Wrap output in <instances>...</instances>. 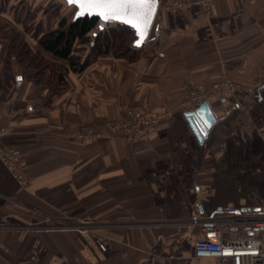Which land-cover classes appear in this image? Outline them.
Returning <instances> with one entry per match:
<instances>
[{"label":"crops","instance_id":"obj_1","mask_svg":"<svg viewBox=\"0 0 264 264\" xmlns=\"http://www.w3.org/2000/svg\"><path fill=\"white\" fill-rule=\"evenodd\" d=\"M64 1L0 0V20L68 66L23 26L29 10L42 31L72 20L76 6ZM262 24L264 0H215L210 13L198 4L158 10L136 60L101 54L62 82L52 69L34 77L14 63L8 84L0 41V146L21 150L29 177L21 188L0 159V264H218L195 256L191 218L226 205L264 208V80L252 108L238 102L221 115L209 102L216 120L201 142L176 109L187 86L253 80L263 69ZM131 108L174 115L149 142H123L110 125ZM78 132L99 137L81 142ZM92 219L102 228H78Z\"/></svg>","mask_w":264,"mask_h":264},{"label":"built area","instance_id":"obj_2","mask_svg":"<svg viewBox=\"0 0 264 264\" xmlns=\"http://www.w3.org/2000/svg\"><path fill=\"white\" fill-rule=\"evenodd\" d=\"M215 0H169L160 1L159 9L179 13L189 11L199 4L205 13H210ZM163 4V5H162ZM195 94L190 92V96ZM189 94L185 95L187 101ZM203 94L193 106L185 111H193L203 101ZM167 114H153L140 109H128L111 121V129L125 142L149 140L158 133L161 121ZM1 132V130H0ZM74 137L86 142L97 134L78 132ZM19 149L0 146V159L16 179L21 188L29 184L26 174V158ZM191 224L200 228L194 243V254L199 258H214L218 264H264V208H237L226 205L208 216H194Z\"/></svg>","mask_w":264,"mask_h":264},{"label":"trees","instance_id":"obj_3","mask_svg":"<svg viewBox=\"0 0 264 264\" xmlns=\"http://www.w3.org/2000/svg\"><path fill=\"white\" fill-rule=\"evenodd\" d=\"M28 15L24 19V22L29 24L25 31L33 30L32 33L40 47L56 57L67 60L69 65H60L48 60L41 50H34L29 45L24 34L17 33L8 23L0 20V41L8 42L4 60V78L8 84L14 82L16 78L14 63H19L24 68L34 69V77L40 76L46 69H52L57 80L62 82L69 70L82 71L101 54L113 53L117 57L130 61L139 57L141 47H136L132 43L135 40V32L125 24L115 23L100 30L92 42V32L98 26L97 16H85L70 21L64 18L59 21L57 28L42 31L41 23L36 21L37 11ZM32 24L35 26L33 29L30 26ZM115 41H118L119 45L116 51H113ZM85 43H91L92 54L88 57L79 54L81 49L79 45Z\"/></svg>","mask_w":264,"mask_h":264},{"label":"rangeland","instance_id":"obj_4","mask_svg":"<svg viewBox=\"0 0 264 264\" xmlns=\"http://www.w3.org/2000/svg\"><path fill=\"white\" fill-rule=\"evenodd\" d=\"M163 3L169 1V0H161ZM65 2V1H64ZM163 5V4H162ZM199 5V4H198ZM201 6V5H200ZM202 7V6H201ZM73 8H75L73 6ZM203 8V7H202ZM26 10L27 8L25 6H23V13L26 14ZM159 10H163V8H160ZM33 11H28V14L32 13ZM188 12V11H186ZM178 13V12H177ZM179 13H183V12H179ZM29 16V15H28ZM115 23H113L112 25H114ZM28 22H23V26L24 29L28 26ZM32 27V29L35 27L33 24L30 25ZM111 26V25H110ZM254 30V29H253ZM262 30L264 33V24H262ZM255 31V30H254ZM94 33H96L94 35ZM100 33V30L98 29V26L93 30L92 32V42H94L95 36ZM129 40L131 39V37H128ZM251 41V40H250ZM249 42V41H248ZM91 43H85V44H80L79 46H81V49L79 50V54H81L84 57H88V55L92 54L90 45ZM119 45V42L115 41L114 46L112 47L113 51H116V49L118 48L117 46ZM141 54V51L139 52V56ZM263 59V69L262 70H256L255 75L253 76V80L248 81V82H244L241 80H238L234 77L225 75L222 76L218 79L212 80V81H205L202 83H199L197 85H190L185 87L182 90V94H181V98L179 100L178 106L176 110H180V111H185L186 109H189L190 107L193 106L194 102H196V99L199 96H202L203 94H205L207 101L209 102H213L214 104H216L215 106L217 107V109L219 110V113L221 115L225 114V112H229V111H235L238 110L237 108V103L241 102L244 105H249V107H247L248 109L251 107H253L255 105V100L253 99L252 96H255L259 93V87L260 84H263L261 81L264 80V57ZM93 62V61H92ZM91 62V63H92ZM194 91L195 94L190 96V92ZM189 94V98L186 101L185 100V95ZM244 98H249V100ZM262 104V103H260ZM133 109V108H131ZM135 109V108H134ZM128 110V109H126ZM125 110V111H126ZM140 110H144V109H140ZM144 111H148V110H144ZM248 111V110H247ZM150 112V111H148ZM153 114H167V116L161 121H168L171 118H173V110L170 109H166L163 110L161 112H150ZM160 123V124H161ZM160 126V125H159ZM237 126V124L235 125ZM255 125L250 123H244L243 127L247 130H250L254 127ZM159 129V128H158ZM228 135V134H227ZM155 136V135H154ZM153 136V137H154ZM153 137L149 138V140H136V141H130V142H149ZM98 138V137H96ZM95 137H91V140L89 139L88 141H93L94 139H96ZM120 140V139H119ZM123 141V140H121ZM125 142V141H123ZM258 145H261V143L259 142ZM263 146V145H262ZM187 220H190L189 218H185L182 221L184 222V224H186V227H193L187 224ZM181 220L177 219H172V220H167V224H171V225H175L176 223H180ZM109 224V223H108ZM65 227H74L77 225V223H75L73 220L64 223ZM102 223L101 221H95V220H85L82 221V223L78 224V228H81L82 230H86V231H95V230H99L102 228ZM195 228V227H194ZM195 229L198 230V236L200 234V228L196 227Z\"/></svg>","mask_w":264,"mask_h":264},{"label":"snow or ice","instance_id":"obj_5","mask_svg":"<svg viewBox=\"0 0 264 264\" xmlns=\"http://www.w3.org/2000/svg\"><path fill=\"white\" fill-rule=\"evenodd\" d=\"M77 3L82 9L81 14L97 13L103 19H124L132 23L143 35L147 21L155 8V0H69ZM143 21V23H141Z\"/></svg>","mask_w":264,"mask_h":264},{"label":"water","instance_id":"obj_6","mask_svg":"<svg viewBox=\"0 0 264 264\" xmlns=\"http://www.w3.org/2000/svg\"><path fill=\"white\" fill-rule=\"evenodd\" d=\"M69 5H74L76 6V12L74 16L72 17L73 20H76L81 17L85 16H97L99 18L98 20V29L103 30L106 27L110 26L113 23H120V24H125L127 27H131L134 32H135V40L132 42L134 46L136 47H141L146 39L148 38L154 19L158 13L159 10V0H155V8L154 11L151 14L150 20L147 21V26L146 30L143 32V35H141V32L135 27L132 23L126 22L128 19L131 17H125L124 19H108L105 20L103 17L97 13H92V14H81L82 9L80 6L73 2L70 3L69 0H65ZM143 23V21H141ZM96 33H94L95 35ZM186 116L188 121L190 122V125L198 138V140L201 142L204 138V136L207 135L208 130L211 128L213 125L214 121L216 120V117L210 107L209 101H203L200 106H198L195 110L193 111H187Z\"/></svg>","mask_w":264,"mask_h":264}]
</instances>
